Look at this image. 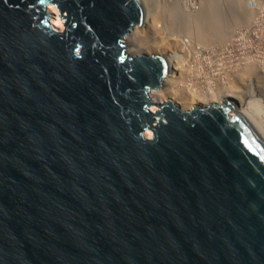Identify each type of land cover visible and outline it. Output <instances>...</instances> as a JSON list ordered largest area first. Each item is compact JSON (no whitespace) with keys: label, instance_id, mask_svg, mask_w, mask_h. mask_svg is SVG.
<instances>
[{"label":"water","instance_id":"water-1","mask_svg":"<svg viewBox=\"0 0 264 264\" xmlns=\"http://www.w3.org/2000/svg\"><path fill=\"white\" fill-rule=\"evenodd\" d=\"M142 21L138 0H0V264H264L263 108L152 101Z\"/></svg>","mask_w":264,"mask_h":264},{"label":"bare ground","instance_id":"bare-ground-1","mask_svg":"<svg viewBox=\"0 0 264 264\" xmlns=\"http://www.w3.org/2000/svg\"><path fill=\"white\" fill-rule=\"evenodd\" d=\"M138 1L142 7L143 21H142L141 25L142 24L143 25L142 26L140 25L141 27L140 26L134 27L131 30L130 34L125 39V44L127 46V50L132 55L140 54L141 50H142V47L140 44H137L136 42L132 44V42H130L132 32H134L136 29L143 28V26L145 27L146 24L151 23V20H153L154 19L153 17L155 16L154 14H152L151 11L148 12L146 10V6H145L146 3L144 0H138ZM152 1H154V0H152ZM184 1L185 0H165L164 1L165 2L164 12L167 15V23H168L167 26H169V31L171 29L172 31H175L176 34L177 33L179 34V33H181L180 30L183 28H186V27L188 29L191 28L192 31L189 33H186V36L185 35L184 36H179V35L177 36L176 35L178 37L175 39L176 42L175 43L172 42L176 46L178 45L180 50L184 51V52L182 51L183 53L181 56H178L179 54H174V53L165 54L166 53V52H164V49H165L164 46L165 45L163 46V44H161V45H159V44L158 45L157 44L156 45H154V44L150 45V48L153 49V52H157L158 53L157 55H160L165 59L166 64H167V73H168V75H166L163 78L161 87L156 89V90L150 91L149 96H150L151 100L154 102H157V103H160V102H163L166 100H171L176 105H178L180 107V109H186V110H187V108L190 109L191 107L197 106L199 104H208V103L219 104L223 101H229L231 103V105L235 106V108H232V111H236V112H239L245 103L253 102V103L257 104V102H259V100L261 98V94L264 96V76H258V73L257 74L255 73V67H254L255 65H253L254 62L250 63L253 66L247 65L245 67V69L240 73V74H244L243 72L245 71V74H247V75L256 74V77L254 76L252 81H249L247 87H244V89H245L244 92L232 91V89L230 90V89H228V87H227V89L226 88H224V89L220 88L216 91H214L215 89L211 91V88H209V86L208 87L206 86L207 83L205 85L207 88H204L201 86L202 83L207 82V80L206 81H204V80L200 81L201 85L199 84V81H198L199 76H200V78L202 76L204 79L206 78L208 73H206V75L204 77V75H202L203 74L202 70L204 71V68L208 63V59L211 56L208 59L206 57H200V55L198 57V55H196V52L193 51L194 46H198V47L204 46V49L206 51L207 50L212 51L211 48H206L204 44L207 41L211 42V40L223 38V35L226 33L228 27L230 25L234 24L236 22V20H241L242 22L243 21L249 22L250 21V15H251V14H249L250 12H248L247 10H241L242 7L239 5V3H237V0H233L234 4H233V2H231L229 4H224L223 1H225V0H199L197 6L195 5L196 7H193V9H190L189 11L186 10V8L182 9ZM192 4H195V3L192 2ZM245 13H247L248 16L247 15L245 16L244 15ZM50 24L55 30H60L58 28L60 26V22H59L58 18H55V20L50 21ZM234 32H233L232 36L235 34ZM169 35H173V34L170 33ZM240 35L242 36L241 33H240ZM142 39H144V38H142ZM169 42H170V40H169ZM229 42H230V40H229ZM143 43H145V42H143ZM168 44H170V43H168ZM170 45H172V44H170ZM244 46H243V48H244ZM201 49H200V51H201ZM248 49H250V48L248 47ZM246 50H247V48H246ZM246 50H245V52H246ZM241 51H243V50H241ZM214 54H216L215 51H214ZM149 55H150V52H149ZM253 56H255V54ZM229 57H230L229 60L234 58L230 55H229ZM250 57H251V55H250ZM250 57L248 56L247 58L251 59ZM219 60H220V58H219ZM234 61L235 60H233L232 62H234ZM232 62H230V63H232ZM234 63L237 64V62H234ZM221 65H222V63H221ZM186 83H188V84H186ZM216 84L218 85V83H216ZM203 86H204V84H203ZM177 88H179V89H177ZM235 90H237V89H235ZM183 91H185V92L187 91V93H185ZM257 91H260L261 94H260V92H257ZM261 101H264V99H262ZM152 111H154V110H152ZM145 135H146V137H148L149 132H147Z\"/></svg>","mask_w":264,"mask_h":264},{"label":"rangeland","instance_id":"rangeland-1","mask_svg":"<svg viewBox=\"0 0 264 264\" xmlns=\"http://www.w3.org/2000/svg\"><path fill=\"white\" fill-rule=\"evenodd\" d=\"M145 1V6H146V10L149 12L151 11L152 14H154L155 16L153 17L154 19L151 20V23L149 24H146V26L141 29H136L134 32H132L131 34V39H130V42L133 43H137V44H140L141 47H142V50H141V53L142 54H146V55H149V52H150V55L152 54H155L157 55L158 53L157 52H153V49L150 48V45H161L163 44L164 46V52H166L165 54H171V53H174V54H179L178 56H181L182 53L184 52L183 50H180V48L178 47V45L176 46L175 44H173L172 42H176V38H178L177 36H186V33H189L192 31V29H188L187 27L186 28H183L180 30L181 33H177L175 31H172L170 29L169 31V26L168 23H167V15L165 14L164 12V6H165V0H144ZM197 2L195 4H192V0H185L183 2V7L182 9H185L186 10H190V9H193V7H196L199 0H196ZM233 2L234 4V1L232 0H225L223 1L224 4H229ZM237 3H239V5L242 7L241 10H247L248 12H250L249 14L250 15V21L249 22H242L241 20H236V22L232 25H230L226 31V33L223 35V38L221 39H215V40H211L210 41H207L204 45L206 48H211V50H209L211 52L210 56L209 54L207 55V53L205 54V49H204V46L203 47H198V46H194L193 48V51L196 52V55H200V57H210L209 60L212 58V56L215 58L212 60H208L209 62H215V61H219V63L221 62L222 63V68H223V73L222 74H213V76L207 74L206 78L204 79L203 76L200 78V76L198 77V81H199V84H200V81L204 80L207 82H204V86L203 84L201 85L202 87L204 88H207L208 84L206 85V83H213L214 85L216 83H218V87L215 85L214 86V91L218 90V89H224L228 87V89H232V91H240V92H244L245 89L244 87H247L249 81H252V79L254 78V76L256 77V74L258 73V76H264V20H260V19H254V21L252 20L251 16H253V11L249 10L244 4H245V0H237ZM194 5V6H193ZM196 5V6H195ZM244 7V8H243ZM49 10L52 11L54 13V16L49 19V21H53L55 20V18H58L59 22H60V26L58 27L60 30H62L61 28H63V19L60 18L59 19V14L56 12L55 8L50 6L49 5ZM245 16L248 14L245 13L244 14ZM153 16V15H152ZM253 22H256V25L254 28H252L251 30V23ZM143 25V24H142ZM141 25V26H142ZM140 26V27H141ZM168 27V28H167ZM237 30V31H236ZM235 31V32H234ZM241 31V32H240ZM234 33H238V34H242V37L246 38L247 36H249V34L252 36V35H255V37H257V42H255L254 44H251V42H248V44L246 42H244L242 40L241 43H238V45L236 46V48L234 47V45H232L234 42L231 41V36L232 34ZM173 34V35H169V34ZM238 34H235V35H238ZM177 35V36H176ZM164 36V37H163ZM170 36V37H169ZM231 37V38H230ZM141 38V39H140ZM144 38V39H142ZM230 38V39H229ZM253 38V37H252ZM250 38V40L252 39ZM170 42H169V40ZM184 39V38H183ZM230 42H229V40ZM167 40V41H166ZM252 41V40H251ZM140 42V43H139ZM145 42V43H143ZM167 43V44H166ZM172 45H170V44ZM229 43V44H228ZM143 44V45H142ZM228 44V45H227ZM231 44V45H230ZM243 44V45H242ZM149 45V46H148ZM170 45V46H169ZM174 45V46H173ZM209 45V46H208ZM245 45V46H244ZM214 46V47H213ZM221 46V47H220ZM244 46V48H243ZM175 47V48H174ZM197 47V48H196ZM229 47V48H228ZM241 47V49L245 52L246 48V52L244 53L243 51L239 50V52H241V55L242 56L241 58L239 57H234L232 58L233 60H235L234 62H237L234 63L232 62L229 57V55L227 53H229L230 55L233 54L236 56V53L238 52V49ZM246 47V48H245ZM248 47L250 49H248ZM172 48V49H171ZM202 48V49H201ZM216 48V49H215ZM235 48V49H234ZM179 49V50H178ZM201 49V51H200ZM204 49V50H203ZM151 50V51H150ZM216 54H214V51ZM249 50V51H248ZM251 50V51H250ZM149 51V52H148ZM183 51V52H182ZM199 51V52H198ZM208 51V50H207ZM248 51V52H247ZM181 52V53H180ZM250 52V53H249ZM203 53V54H202ZM244 53V54H243ZM131 54V53H130ZM213 54V55H212ZM249 54V55H248ZM255 54V56H253ZM206 55V56H205ZM223 55V56H222ZM251 55V57H250ZM219 56V57H218ZM246 56V57H245ZM250 57L251 59L247 58V57ZM245 57V58H244ZM255 57V58H254ZM220 58V60H219ZM218 59V60H217ZM254 59V60H253ZM232 62V63H230ZM253 65H255V73L256 74H252V75H247L245 74V71L243 72L244 74H240L238 73V69H243L245 68L246 65H251L253 66L252 64L250 63H253ZM261 62V63H260ZM260 63V64H259ZM224 64V65H223ZM236 64V65H235ZM257 67V68H256ZM234 70V71H233ZM263 70V71H262ZM228 71V72H227ZM237 71V72H236ZM263 72V73H262ZM237 74V75H236ZM221 76V77H220ZM229 76V77H228ZM205 77V75H204ZM224 80H223V79ZM220 80V81H219ZM222 80V81H221ZM217 81V82H216ZM220 83H219V82ZM241 81V82H240ZM188 84V83H186ZM223 86H222V85ZM207 87H206V86ZM211 88V87H209ZM179 89V88H177ZM187 89V88H186ZM234 89V90H233ZM237 89V90H235ZM180 91V90H179ZM212 91V90H211ZM182 92V91H181ZM185 92V91H183ZM257 92H260V91H257ZM187 93V91L185 92ZM261 94V92H260ZM262 99H264V96L261 94V98L259 100V102H257L258 105H260L263 110H264V101H261ZM174 103V102H173ZM210 104V103H208ZM208 104H199L197 106L199 107H205L207 106ZM178 106V105H177ZM179 107V106H178ZM180 108V107H179ZM156 108L155 107H151V110H155ZM183 110H186V109H183ZM188 110V108H187ZM149 132V131H147ZM146 132V133H147ZM149 136H150V132H149Z\"/></svg>","mask_w":264,"mask_h":264},{"label":"built area","instance_id":"built-area-1","mask_svg":"<svg viewBox=\"0 0 264 264\" xmlns=\"http://www.w3.org/2000/svg\"><path fill=\"white\" fill-rule=\"evenodd\" d=\"M192 2L193 3H196L197 1L196 0H192ZM244 5L249 10H252L253 11L252 12L253 13V16H251V18H252L253 21L256 18L257 19H260V20H264V0H245V4ZM253 21L251 23V30L256 25V22H253ZM235 34H238V33H235ZM235 34L231 38V41L234 42V44H232V45H234L235 48L238 45V43H241L242 42V40L244 42H246V43L251 42V44H254L255 42H257V37H255V35H252L251 36L249 34V36H247L246 38H244L240 34H238V35H235ZM250 38H252L251 39L252 41L250 40ZM239 50H242L241 47L238 49V52L236 53V56L233 55V54L230 55L229 53H227V54L230 55V56H232V57H239V58H241V56H240L241 53L239 52ZM205 53L209 54V56L211 54L210 51H205ZM209 56L207 57V59L209 58ZM213 59H215V58L212 57L210 60H213ZM209 61H208L207 65L205 66L204 71L202 70V73H203L202 75H206V73H208L209 75L213 76V74L215 75V74H220V73L223 72L222 65H221V63H219V61H215V62H212V63L209 62ZM244 69L245 68L238 69L237 71H238V73H241ZM202 84H204V83H202ZM207 84H208L207 86H209V87L211 86V90H214V84L213 83H207Z\"/></svg>","mask_w":264,"mask_h":264}]
</instances>
